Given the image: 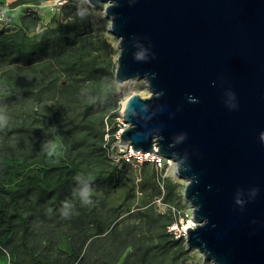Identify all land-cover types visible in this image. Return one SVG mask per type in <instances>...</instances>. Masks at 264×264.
I'll list each match as a JSON object with an SVG mask.
<instances>
[{
    "label": "water",
    "instance_id": "1",
    "mask_svg": "<svg viewBox=\"0 0 264 264\" xmlns=\"http://www.w3.org/2000/svg\"><path fill=\"white\" fill-rule=\"evenodd\" d=\"M108 2L115 79L131 94L119 143L171 158L214 264H264V0Z\"/></svg>",
    "mask_w": 264,
    "mask_h": 264
},
{
    "label": "trees",
    "instance_id": "2",
    "mask_svg": "<svg viewBox=\"0 0 264 264\" xmlns=\"http://www.w3.org/2000/svg\"><path fill=\"white\" fill-rule=\"evenodd\" d=\"M44 1L14 0L10 7ZM89 9L86 0H67L64 21L56 28L41 29L33 11L19 16L12 27L0 22V116L8 120L0 129V261L9 251L10 264H90L87 251L102 240L101 264H166L172 246L184 243L167 230L175 220L171 213L138 212L158 231L151 237L134 229L126 235L120 231L115 222L126 199L101 212L102 188L112 193L126 184L129 194L135 184L119 165L126 166L127 160L114 162L104 138L106 116L112 132L118 129L114 118L121 96H115L110 44L93 35ZM27 117L34 123H15ZM47 141L58 145L52 156ZM157 175L153 165L136 185L154 191ZM85 185L89 204L79 195ZM65 201L71 204L66 216ZM39 225L66 226L67 261L47 258L30 245ZM48 234L44 230L40 235L50 241ZM129 247L132 251L122 259Z\"/></svg>",
    "mask_w": 264,
    "mask_h": 264
},
{
    "label": "rangeland",
    "instance_id": "3",
    "mask_svg": "<svg viewBox=\"0 0 264 264\" xmlns=\"http://www.w3.org/2000/svg\"><path fill=\"white\" fill-rule=\"evenodd\" d=\"M13 1L14 0H4L0 3V22L4 21L6 24H9H5L6 26L12 27V24L15 25V23L18 22L19 16L29 11L37 12L40 16L39 24L41 29L46 26L56 28L64 21L63 6L67 3V0L64 3H62L63 0H46L39 5L25 3L16 7H10ZM88 4L90 5L89 12L92 21L91 31L95 37L110 44L111 49L108 58L115 66L119 54V38L110 30L111 19L105 13V8L108 5V2L101 1L96 5ZM133 93H139L143 97L150 95V89L145 79L128 80L123 83H119L115 79V96H121V99L118 101L117 107L115 108L118 116L114 118L117 121L116 125L118 126V129L114 133L112 132V124H108L110 118L108 119V116H106L105 122H107V124L104 136L106 142L109 141L111 144L108 150L114 162H119V159L125 156L122 155L124 153L121 147L126 145L119 143L121 132L126 126L122 112L125 105L124 101ZM5 120L8 122L6 118ZM33 121L34 120L31 117H27L24 119H17L15 120V123H24L28 126L34 123ZM147 159L148 164L146 166L144 164L145 159L144 162L126 159L128 162L126 166H124L123 162L119 163L128 178L133 179L132 185L135 184L134 193H125L127 190V187L125 186L126 184L121 185L112 193L104 191V188L100 190V193L103 194V198L105 199V205L102 206L101 209V212L103 213H107L110 206H116L126 199L127 203L122 207L120 217L115 222L118 224L120 231L125 235L127 231L132 229L136 232L144 231L151 237H153L151 232H158L154 231L156 228L153 224L145 221L144 216L138 214L140 210H147V208L154 213H171L175 219L174 221L178 220L181 222L179 223L180 226L183 227L188 226L191 224L190 221H193L191 213L193 208L184 196L187 180L178 175L176 165H172L168 160L165 161V159H163L161 163L156 162L151 157H148ZM153 165L156 167L158 173L157 187L154 191L149 187L141 189L136 183L139 182L140 176L143 174L144 170L151 169ZM150 192H153V195H151ZM182 216H184V221L181 218ZM44 230L49 232L48 235L50 241H47L46 238L40 235L41 231ZM167 230L169 232V227ZM64 232H66V226L53 228L52 225H46L42 228L39 225L36 227L32 236H30V245L36 244L35 250L37 253H42L50 259H58L60 263H63L70 257V250H68L69 237H67V233ZM172 235L176 238L174 234ZM151 237H149L148 240ZM182 238H184V243L172 246L170 252L166 255V258L164 259L166 264H214L211 259L205 258L197 248H189L185 242L186 236H183ZM101 243L102 240H98L97 243L87 251L88 257L85 260L86 263L101 264L103 262L105 257L103 252L105 249L100 247ZM109 244L110 242L106 244V249L109 247ZM131 251L132 249L129 247L123 254L122 259H124ZM6 256L5 259L0 261V264H10L12 257L11 252L7 251Z\"/></svg>",
    "mask_w": 264,
    "mask_h": 264
},
{
    "label": "built area",
    "instance_id": "4",
    "mask_svg": "<svg viewBox=\"0 0 264 264\" xmlns=\"http://www.w3.org/2000/svg\"><path fill=\"white\" fill-rule=\"evenodd\" d=\"M65 1L66 0H63L62 3H64ZM121 148H122V151L124 153L122 155H125V156H123V158H125L127 160L133 159V160H137V161L143 162L144 159L148 160L147 158L151 157V156L147 155V154H150V153H148V152L145 153V152H142L140 150H135L132 147V145L122 146ZM151 158L153 160H155L156 162H158V163H161L163 161V159H165V161L168 160L170 163L173 162L176 165L174 160L171 159V158H166V157H163V156H152ZM191 213H192V218H193V221L191 222L192 225L189 224L188 226H184L185 227L184 228L183 226H180L179 223H181V222L176 220V221H174L173 223H171L168 226L169 227V232L171 234H174L176 238H182L183 236H186L188 228L196 226L197 222H196V220L194 219V216H193V209H192ZM181 218L184 221V216H182Z\"/></svg>",
    "mask_w": 264,
    "mask_h": 264
},
{
    "label": "clouds",
    "instance_id": "5",
    "mask_svg": "<svg viewBox=\"0 0 264 264\" xmlns=\"http://www.w3.org/2000/svg\"><path fill=\"white\" fill-rule=\"evenodd\" d=\"M6 123H7V121L5 120L4 116H0V129H2L5 126ZM47 143L51 145V150L48 152V155L49 156H52L53 154L56 153L57 148H58V145L55 144L52 141H47ZM76 179H79V175H77ZM79 195L83 199L84 204L91 203V201L88 199L89 198V195H90V190L87 187V185H85V187L80 191ZM69 207H71V204L69 202L65 201L64 202L63 209H62V213L65 216L68 215V212L65 211V209H67Z\"/></svg>",
    "mask_w": 264,
    "mask_h": 264
},
{
    "label": "bare ground",
    "instance_id": "6",
    "mask_svg": "<svg viewBox=\"0 0 264 264\" xmlns=\"http://www.w3.org/2000/svg\"><path fill=\"white\" fill-rule=\"evenodd\" d=\"M126 101V100H125ZM125 101H124V104H125ZM147 155H149V156H160V155H157V154H152V153H150V154H147ZM172 165H175L173 162L171 163ZM190 222H192V221H190ZM192 225V224H191Z\"/></svg>",
    "mask_w": 264,
    "mask_h": 264
},
{
    "label": "crops",
    "instance_id": "7",
    "mask_svg": "<svg viewBox=\"0 0 264 264\" xmlns=\"http://www.w3.org/2000/svg\"><path fill=\"white\" fill-rule=\"evenodd\" d=\"M2 1H4V0H0V3L2 2ZM7 1V0H6ZM17 21V20H16ZM19 21V20H18Z\"/></svg>",
    "mask_w": 264,
    "mask_h": 264
}]
</instances>
